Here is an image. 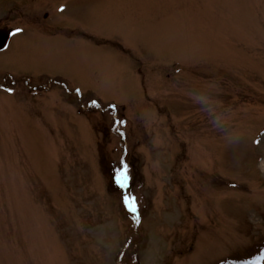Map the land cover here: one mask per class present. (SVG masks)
<instances>
[{"label": "rangeland", "instance_id": "374dc122", "mask_svg": "<svg viewBox=\"0 0 264 264\" xmlns=\"http://www.w3.org/2000/svg\"><path fill=\"white\" fill-rule=\"evenodd\" d=\"M16 29L0 264H264V0H0Z\"/></svg>", "mask_w": 264, "mask_h": 264}, {"label": "snow or ice", "instance_id": "6c2138e0", "mask_svg": "<svg viewBox=\"0 0 264 264\" xmlns=\"http://www.w3.org/2000/svg\"><path fill=\"white\" fill-rule=\"evenodd\" d=\"M19 31H21V29H16V31L13 33V35L17 34ZM117 181L121 187H125L126 181H127L126 173H118L117 174ZM124 203L128 207L130 212H132L133 214H135L137 212V207L135 204V197L125 196L124 197ZM259 259H264V257H260V258H258V260ZM257 264H258V261H257Z\"/></svg>", "mask_w": 264, "mask_h": 264}, {"label": "water", "instance_id": "95a60500", "mask_svg": "<svg viewBox=\"0 0 264 264\" xmlns=\"http://www.w3.org/2000/svg\"><path fill=\"white\" fill-rule=\"evenodd\" d=\"M10 34L11 32L10 31H1L0 32V50H4L9 42V39H10Z\"/></svg>", "mask_w": 264, "mask_h": 264}, {"label": "flooded vegetation", "instance_id": "af4514ba", "mask_svg": "<svg viewBox=\"0 0 264 264\" xmlns=\"http://www.w3.org/2000/svg\"><path fill=\"white\" fill-rule=\"evenodd\" d=\"M50 19V16H49V14H46L45 15V20H44V22H46V21H48ZM15 31L13 30V33H14ZM12 34V33H11ZM12 36V35H11ZM12 38V37H11ZM11 40V39H10ZM9 43H10V41H9Z\"/></svg>", "mask_w": 264, "mask_h": 264}, {"label": "trees", "instance_id": "16d2710c", "mask_svg": "<svg viewBox=\"0 0 264 264\" xmlns=\"http://www.w3.org/2000/svg\"><path fill=\"white\" fill-rule=\"evenodd\" d=\"M135 254H136L135 252H134V253H132V255L134 256V259H135V261H136Z\"/></svg>", "mask_w": 264, "mask_h": 264}, {"label": "bare ground", "instance_id": "6f19581e", "mask_svg": "<svg viewBox=\"0 0 264 264\" xmlns=\"http://www.w3.org/2000/svg\"><path fill=\"white\" fill-rule=\"evenodd\" d=\"M262 171L264 172V166L262 167Z\"/></svg>", "mask_w": 264, "mask_h": 264}]
</instances>
